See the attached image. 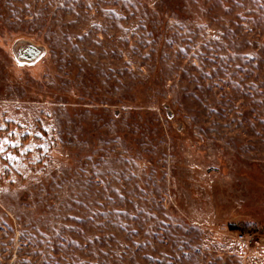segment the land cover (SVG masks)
I'll use <instances>...</instances> for the list:
<instances>
[{
    "label": "rangeland",
    "instance_id": "rangeland-1",
    "mask_svg": "<svg viewBox=\"0 0 264 264\" xmlns=\"http://www.w3.org/2000/svg\"><path fill=\"white\" fill-rule=\"evenodd\" d=\"M3 139L0 264H264V0H0Z\"/></svg>",
    "mask_w": 264,
    "mask_h": 264
},
{
    "label": "water",
    "instance_id": "water-1",
    "mask_svg": "<svg viewBox=\"0 0 264 264\" xmlns=\"http://www.w3.org/2000/svg\"><path fill=\"white\" fill-rule=\"evenodd\" d=\"M13 52L18 60L29 63L37 60L43 53L41 48L30 43H21L17 45L13 49Z\"/></svg>",
    "mask_w": 264,
    "mask_h": 264
},
{
    "label": "snow or ice",
    "instance_id": "snow-or-ice-1",
    "mask_svg": "<svg viewBox=\"0 0 264 264\" xmlns=\"http://www.w3.org/2000/svg\"><path fill=\"white\" fill-rule=\"evenodd\" d=\"M9 135H13V134L12 133H9ZM8 143H9V141L7 139L0 140V153H3L4 152V145L5 144H8ZM13 146L14 147H19L18 144H14ZM31 147H34V145H30L28 148H25L24 149V152L29 151ZM21 154L23 155V152ZM7 159H15V158L9 156V157H7Z\"/></svg>",
    "mask_w": 264,
    "mask_h": 264
}]
</instances>
